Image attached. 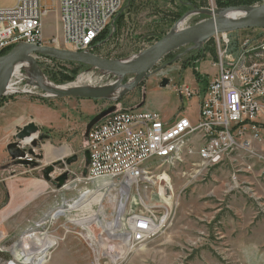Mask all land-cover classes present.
Segmentation results:
<instances>
[{"label":"rangeland","instance_id":"rangeland-1","mask_svg":"<svg viewBox=\"0 0 264 264\" xmlns=\"http://www.w3.org/2000/svg\"><path fill=\"white\" fill-rule=\"evenodd\" d=\"M42 1L51 8L42 24L46 45L63 47L59 46L62 24L57 0ZM195 1L197 5L205 1V5L202 3L201 7H229L219 6L216 0ZM14 2L15 0H0V7ZM262 3L264 0L239 5ZM125 4L127 11L106 28L107 35L98 42L93 53L108 59H124L136 55L170 32L185 13L190 11L181 13L176 0H124ZM208 16L206 13H195L189 17L184 27ZM46 34L51 38L45 37ZM223 35L225 36L216 35L209 41L198 44L201 52L193 49V43L170 51L151 68L149 75L116 101L73 96L43 97L44 91L30 83L24 67L20 72V77L23 78L14 75L10 77V82L15 86L8 85L18 92L7 95L24 96L59 113L60 124L56 122L57 125L53 128L50 123L40 129V133L63 138L65 146H71L67 152L78 155V161L67 166L66 170L82 174L86 125L92 117L112 104L116 108L156 111L164 118H172V121L177 115H185L196 123L198 97L180 98L176 87L186 83L194 86L195 91L200 93L203 88H207L217 74L213 65L216 55L213 48L215 50L217 40L222 43L224 38L228 39L231 43L229 49L237 51L248 47L260 52L264 44V29L261 28H247ZM189 49L192 50L185 53ZM32 54L33 63L55 86L74 83L82 75L89 76L90 80L81 81L79 86L102 88L120 77L86 64L79 66L77 62L73 64L70 61ZM73 71V78L66 79ZM196 74H199V78ZM164 76L169 77L170 82L162 87L160 82ZM133 77L127 75L121 83L129 82ZM195 81L198 87L195 86ZM258 121L264 119L259 118ZM258 128L259 137H243L248 145L233 150L217 165H200L196 155L176 162H151L149 167L152 177L143 181L139 195L148 208L165 201L164 205L171 207V215L162 232L128 255L122 264H264V128L260 130V125ZM68 181H72L71 176ZM92 187V183L83 180L73 181L66 188H59L51 194L47 192V195L37 198L34 207L24 215V223L18 228L9 229L0 225V264H33L39 257H45L39 264H93V256L86 245L82 227L86 225L94 231L92 241L99 239L98 233L114 217L118 196L111 185L92 194H80L85 188L90 190ZM81 198L87 199L70 209L68 205ZM5 199L6 192L0 191V207ZM59 207V210L67 211L61 216L51 217L52 211ZM96 214L99 218L97 220L94 219ZM34 232L43 234L42 237V234L36 235L41 241L29 243ZM25 236L29 237L26 239ZM44 239L50 245L45 252L29 255L27 258L20 255L29 251L27 248L30 244L39 249V245L45 242Z\"/></svg>","mask_w":264,"mask_h":264},{"label":"built area","instance_id":"built-area-1","mask_svg":"<svg viewBox=\"0 0 264 264\" xmlns=\"http://www.w3.org/2000/svg\"><path fill=\"white\" fill-rule=\"evenodd\" d=\"M57 5L62 24L59 46L93 52L99 36L122 11L124 0H57ZM50 10L42 0H15L0 7V56L21 43L46 45L42 24ZM230 45L228 39L217 40L213 63L217 74L200 95L196 123L183 115L168 122L158 112L116 108L89 130L85 138L90 158L87 171L85 175L68 171L72 182L92 183L82 195L111 185L118 196L114 217L98 233L99 239L92 241L94 231L82 227L93 264H122L168 222L171 207L165 201L148 208L139 195L143 181L152 177L151 162H176L196 155L200 165L213 166L233 150L247 146L243 137H259L258 119L264 117V44L260 52L248 47L232 50ZM175 90L184 98L200 94L186 83ZM98 180L104 183L98 185ZM59 209L51 217L64 213H57Z\"/></svg>","mask_w":264,"mask_h":264},{"label":"water","instance_id":"water-1","mask_svg":"<svg viewBox=\"0 0 264 264\" xmlns=\"http://www.w3.org/2000/svg\"><path fill=\"white\" fill-rule=\"evenodd\" d=\"M229 10H239L244 13L237 17H228L226 13ZM264 11V3L252 6H229L224 8L200 7L188 11L182 17L184 18L190 13H206L209 16L194 23L193 25L172 28L170 32L154 42L146 49L145 56L141 59H134L122 62L120 59H108L99 56L93 52H82L66 49L63 47L49 45H35L21 43L11 49L8 53L0 56V101L7 94V84L10 81L9 69L21 61L24 52L32 54H41L55 59L78 62L86 64L102 70L104 72L114 73L120 76V81L127 75H133L132 80L125 85L124 89L114 99L115 101L127 93L132 87L136 86L145 76L151 73L153 68L165 55L170 51L187 44H198L209 41L219 34L234 32L247 28L264 29V18L259 15ZM170 79L163 77L160 85L162 87L169 84ZM124 85V84H123ZM112 87L90 88L76 86L63 89L59 86H51L45 89L43 97H82V98H108L112 92ZM116 105L112 104L103 109L86 125L84 137L86 138L89 130L100 120L111 112L115 111ZM49 135L40 133V128L33 122L27 123L15 135V141L8 144L7 152L9 156L16 160L17 164L24 167L35 168L40 166L39 161L43 158V154L36 152L42 140L48 139ZM84 168L82 174L85 175L89 164V151H83ZM78 161V155L72 154L68 157L53 161L49 165L41 169L43 178L52 183L57 189L63 187L70 177L66 170L67 166ZM56 169L61 173L52 177ZM73 177V175L71 176Z\"/></svg>","mask_w":264,"mask_h":264},{"label":"crops","instance_id":"crops-1","mask_svg":"<svg viewBox=\"0 0 264 264\" xmlns=\"http://www.w3.org/2000/svg\"><path fill=\"white\" fill-rule=\"evenodd\" d=\"M45 37L51 38L47 34ZM195 86L198 87L197 82ZM190 87L195 91L194 86ZM205 89L203 88L201 90L202 93L198 91L200 93L197 96L198 104L201 98L200 95L204 94ZM180 98L183 97L180 96ZM179 116L177 115L176 118ZM162 118L168 122L174 121H172V118ZM259 118L264 119V117ZM29 122L35 123L41 130L43 127L49 126L50 123L55 128L54 126L57 125L56 122L60 124L59 113L52 108L34 103L24 96L9 97L6 95L0 101V191L6 192L5 203L0 207V225L4 228H18L24 223V215L34 207V201L37 198L47 192L51 194L57 190L52 183L43 178L40 172L41 168L49 165L53 161L72 155L67 152L71 146L67 145L66 147V142L63 138L49 136L48 139L42 140L39 148L36 149V152L43 154V158L39 161L40 166L30 168L17 164L16 160L9 156L7 146L15 141L16 133ZM259 123L261 130L264 128V121H259ZM59 173L60 171H55L52 177H55ZM69 182L72 183V181Z\"/></svg>","mask_w":264,"mask_h":264},{"label":"bare ground","instance_id":"bare-ground-1","mask_svg":"<svg viewBox=\"0 0 264 264\" xmlns=\"http://www.w3.org/2000/svg\"><path fill=\"white\" fill-rule=\"evenodd\" d=\"M244 12L243 11H239V10H229L227 13H226V16L228 17H237V16H240L242 15ZM194 13H190L188 14L187 16H185L183 19L179 20L175 26L176 28H181V27H184V24L186 23V21L189 19V17L191 15H193ZM261 18H264V11L262 13H260L259 15ZM145 52L146 50L144 51H141L140 53L136 54V55H132L130 57H127V58H124V59H120V61L122 62H127V61H131V60H134V59H141L145 56ZM33 55V54H32ZM31 54L29 53H26L24 52L23 54V57L21 59L20 62H18L16 65H14L13 67H11L9 69V75L10 77L12 78V76H16L17 78L19 77L20 79H22L23 77H20L22 76L20 73L21 72V68L24 67L27 69V77H29V81L31 84H33L34 86L38 87L39 89H42L43 91H45V89H47L48 87H51V86H54V84H52L45 76L44 74L40 71V69L33 63L34 61V57L32 56ZM36 61V60H35ZM85 80H90V77L89 76H79L77 81L74 82V83H70V84H66V85H62V86H59L60 88H63V89H67V88H72V87H76V86H79L80 84H82L81 81H85ZM122 81V80H121ZM120 81V77L108 84L106 87H112V92L108 95V98L109 99H115L117 97V94L124 89L125 85L128 84V82L124 83V85L121 83ZM13 82V81H12ZM9 84L14 85V83H11L10 81L8 82L7 84V93H14L15 89L12 88L11 86H8ZM85 84V83H84ZM105 88V87H104ZM15 92H18L17 90ZM104 181L103 180H98L97 181V184H103ZM91 196V195H90ZM87 198H81L80 200H77L75 201L74 203H71L69 204L68 206H70V209L75 207L79 204L78 202L80 201H86ZM81 202V204H82ZM69 209V208H68ZM60 212H63V211H67L66 210H59ZM59 213V212H57ZM94 219L97 220L99 219L97 214L96 216H94ZM26 237V236H25ZM29 236L26 237V239L28 238ZM32 237V236H31ZM30 237V238H31ZM33 241H30V242H38L40 239L37 238V236L35 237V235H33ZM26 239H24L26 241ZM29 241V240H28ZM41 241V240H40ZM45 241V239L43 240ZM46 243H48L47 241L45 242H42L41 245H39V249L34 246L33 244H31L32 246L30 248H27L29 251H26L24 253H20V255L22 257H25L27 258L29 255H35V253H42V252H45V249H48L49 246H46ZM26 244V243H25ZM29 245V244H28ZM23 248V249H25ZM22 249V250H23ZM46 255V254H45ZM45 258V257H44ZM43 257H40L37 259V262L33 263V264H39L41 260L44 259ZM25 262L27 263V259L25 260ZM30 262V261H29Z\"/></svg>","mask_w":264,"mask_h":264},{"label":"trees","instance_id":"trees-1","mask_svg":"<svg viewBox=\"0 0 264 264\" xmlns=\"http://www.w3.org/2000/svg\"><path fill=\"white\" fill-rule=\"evenodd\" d=\"M130 2L132 1V0H129ZM177 1V4L179 5V9L181 10V13H184V12H186V11H188V10H192V9H195V8H199V6L201 7L202 5V3H203V5H205V1L204 2H200L198 5L195 3L196 1L194 0H176ZM217 1V3H218V5L219 6H230V5H239V4H252V3H254L255 1H258V0H216ZM127 11V4H125V5H123V7H122V11L120 12V14L114 19V21L113 22H116L117 21V19L118 18H120V16L123 14L124 15V13ZM181 15V14H180ZM108 29V28H107ZM107 29H105L103 32H102V34L99 36V40L98 41H100V40H103L104 39V37L107 35ZM212 41V40H211ZM12 49V47H10V48H7V49H5L4 51H2L1 52V54H6V53H8L10 50ZM199 49V51L201 52L202 50H200V48H198ZM205 49V48H204ZM197 50V49H196ZM194 53H196V52H194ZM213 53H214V55H215V53H216V51L214 50V48H213ZM198 54H200V53H198ZM53 59H55V58H53ZM57 60V59H56ZM70 63H73V64H75V62H72V61H70ZM77 64L79 65V66H84L85 64H82V63H78L77 62ZM74 71L72 72V74L71 75H67V77H65L66 79H72L73 78V76H74ZM196 77L197 78H199V74H196Z\"/></svg>","mask_w":264,"mask_h":264},{"label":"flooded vegetation","instance_id":"flooded-vegetation-1","mask_svg":"<svg viewBox=\"0 0 264 264\" xmlns=\"http://www.w3.org/2000/svg\"><path fill=\"white\" fill-rule=\"evenodd\" d=\"M181 56V55H180ZM164 67H162V69H163ZM165 77V76H164ZM163 78V77H162ZM70 174V173H69Z\"/></svg>","mask_w":264,"mask_h":264}]
</instances>
